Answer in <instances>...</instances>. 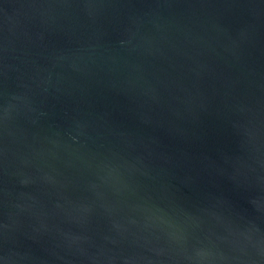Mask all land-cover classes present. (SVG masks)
Segmentation results:
<instances>
[{"label":"water","instance_id":"95a60500","mask_svg":"<svg viewBox=\"0 0 264 264\" xmlns=\"http://www.w3.org/2000/svg\"><path fill=\"white\" fill-rule=\"evenodd\" d=\"M0 264H264V0H0Z\"/></svg>","mask_w":264,"mask_h":264}]
</instances>
